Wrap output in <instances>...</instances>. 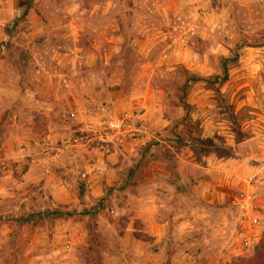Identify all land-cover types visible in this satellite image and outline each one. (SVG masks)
<instances>
[{
	"label": "rangeland",
	"instance_id": "rangeland-1",
	"mask_svg": "<svg viewBox=\"0 0 264 264\" xmlns=\"http://www.w3.org/2000/svg\"><path fill=\"white\" fill-rule=\"evenodd\" d=\"M263 249L264 0H0V264Z\"/></svg>",
	"mask_w": 264,
	"mask_h": 264
},
{
	"label": "trees",
	"instance_id": "trees-1",
	"mask_svg": "<svg viewBox=\"0 0 264 264\" xmlns=\"http://www.w3.org/2000/svg\"><path fill=\"white\" fill-rule=\"evenodd\" d=\"M31 2H32V0H29V5L31 4ZM25 13H26V10H25ZM226 68H227V65H226V63H224L223 64L224 76L222 78L223 81H225L227 78ZM188 80L191 81V80H196V79H188ZM189 81H185L184 86H186V84H188ZM252 264H264V254H258L257 261L255 263H252Z\"/></svg>",
	"mask_w": 264,
	"mask_h": 264
},
{
	"label": "built area",
	"instance_id": "built-area-1",
	"mask_svg": "<svg viewBox=\"0 0 264 264\" xmlns=\"http://www.w3.org/2000/svg\"><path fill=\"white\" fill-rule=\"evenodd\" d=\"M255 221H256V220L254 219V222H255ZM246 244H248V243H247V239H246Z\"/></svg>",
	"mask_w": 264,
	"mask_h": 264
}]
</instances>
